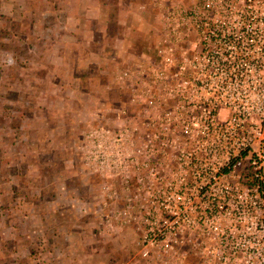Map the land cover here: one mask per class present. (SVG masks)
<instances>
[{"label": "built area", "instance_id": "2783aa9c", "mask_svg": "<svg viewBox=\"0 0 264 264\" xmlns=\"http://www.w3.org/2000/svg\"><path fill=\"white\" fill-rule=\"evenodd\" d=\"M177 1L114 73L132 120L89 129L83 158L135 225L122 264H264V0Z\"/></svg>", "mask_w": 264, "mask_h": 264}, {"label": "rangeland", "instance_id": "374dc122", "mask_svg": "<svg viewBox=\"0 0 264 264\" xmlns=\"http://www.w3.org/2000/svg\"><path fill=\"white\" fill-rule=\"evenodd\" d=\"M17 1L0 0V264H122L136 251L135 225H121L118 193L103 187L109 180L118 187V179L105 180L83 154L89 129H116L137 106L116 82L102 95L110 71L104 78L93 71L94 79L80 68L79 79H60L73 61L69 36L67 64L55 68L61 17L46 1ZM147 13L141 20L153 23Z\"/></svg>", "mask_w": 264, "mask_h": 264}, {"label": "crops", "instance_id": "0c3cea01", "mask_svg": "<svg viewBox=\"0 0 264 264\" xmlns=\"http://www.w3.org/2000/svg\"><path fill=\"white\" fill-rule=\"evenodd\" d=\"M42 1L51 4L54 19L57 20L61 17V20L57 23L59 27L56 29L60 33V37L54 42L55 46L59 48V54L55 59V68L60 69L61 64H67V56L64 55L69 40L67 37L70 36V44H72L73 61L71 64H67L70 65L68 69L62 70L64 72L61 73L60 79L68 74L72 79H79L76 71L80 68L92 73V78L95 75L93 71L99 72L96 74L103 78L110 71L108 80L103 81L100 88L102 95H104L107 90L111 89L110 85L114 86V82H116L114 68L112 69L114 63H127L148 49L149 42L155 37L158 3L163 0H148L152 5L147 10L139 7L142 6L138 2L139 0ZM16 2L18 1L16 0ZM12 8H15V6H12ZM9 12L12 13V11ZM146 12H149L147 15L152 16L153 23L152 21L150 23L144 21V23L141 20L140 17ZM25 14L24 12L23 15ZM141 31H145V34L151 33L148 40H144ZM81 36L88 46L85 47L86 50L78 45ZM95 55L99 59H94L93 56ZM37 59L38 63L46 62L44 57L39 56ZM89 78L92 80L91 77ZM94 79H96V75ZM91 90L93 89L90 87L86 88L87 93Z\"/></svg>", "mask_w": 264, "mask_h": 264}]
</instances>
